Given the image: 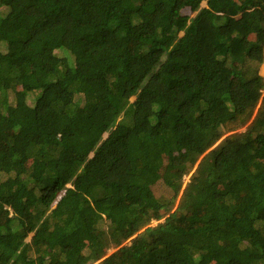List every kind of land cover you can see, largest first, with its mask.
I'll return each instance as SVG.
<instances>
[{"label": "trees", "instance_id": "obj_1", "mask_svg": "<svg viewBox=\"0 0 264 264\" xmlns=\"http://www.w3.org/2000/svg\"><path fill=\"white\" fill-rule=\"evenodd\" d=\"M262 66L264 0H0V264H264Z\"/></svg>", "mask_w": 264, "mask_h": 264}, {"label": "rangeland", "instance_id": "obj_2", "mask_svg": "<svg viewBox=\"0 0 264 264\" xmlns=\"http://www.w3.org/2000/svg\"><path fill=\"white\" fill-rule=\"evenodd\" d=\"M204 5H205V3H204ZM181 34H183V33H181ZM262 73L264 74V66H262ZM105 136H107V133L105 134ZM189 177H190V174L187 175V177H186V179H185V182L188 181V178H189ZM185 186H186V183L184 184L183 189H184ZM158 191H159V193H160V187L158 188ZM178 203H179V200L177 201V203H176V205H175V207H174V210L177 208ZM152 224H153V225H156V224H158V221H155V220H154ZM29 239H30V237H29ZM128 242H129V240H128L127 242H125V243H128ZM116 249H117V248H116L114 245L110 246L109 248L106 249V255L108 256V255L112 254L113 252L116 251Z\"/></svg>", "mask_w": 264, "mask_h": 264}, {"label": "clouds", "instance_id": "obj_3", "mask_svg": "<svg viewBox=\"0 0 264 264\" xmlns=\"http://www.w3.org/2000/svg\"><path fill=\"white\" fill-rule=\"evenodd\" d=\"M68 185H70V184H68Z\"/></svg>", "mask_w": 264, "mask_h": 264}]
</instances>
